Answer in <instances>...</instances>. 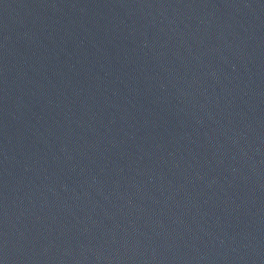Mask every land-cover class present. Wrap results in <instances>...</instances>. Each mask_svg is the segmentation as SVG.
<instances>
[{
    "label": "water",
    "instance_id": "water-1",
    "mask_svg": "<svg viewBox=\"0 0 264 264\" xmlns=\"http://www.w3.org/2000/svg\"><path fill=\"white\" fill-rule=\"evenodd\" d=\"M0 264H264V0H0Z\"/></svg>",
    "mask_w": 264,
    "mask_h": 264
}]
</instances>
